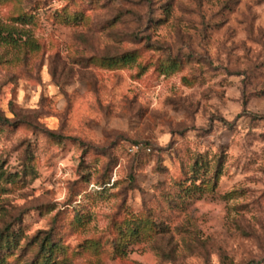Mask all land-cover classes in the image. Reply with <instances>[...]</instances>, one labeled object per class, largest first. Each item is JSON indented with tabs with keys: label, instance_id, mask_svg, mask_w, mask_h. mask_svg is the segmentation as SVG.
Listing matches in <instances>:
<instances>
[{
	"label": "clouds",
	"instance_id": "clouds-1",
	"mask_svg": "<svg viewBox=\"0 0 264 264\" xmlns=\"http://www.w3.org/2000/svg\"><path fill=\"white\" fill-rule=\"evenodd\" d=\"M0 8V264H264V0Z\"/></svg>",
	"mask_w": 264,
	"mask_h": 264
},
{
	"label": "rangeland",
	"instance_id": "rangeland-1",
	"mask_svg": "<svg viewBox=\"0 0 264 264\" xmlns=\"http://www.w3.org/2000/svg\"><path fill=\"white\" fill-rule=\"evenodd\" d=\"M6 12H7L6 9L0 8V15H3V13L6 14ZM4 42H6V40ZM0 63H6V61L0 60ZM50 91H53V89H50ZM21 95L24 99L29 98L27 91L22 92ZM31 98H32L34 103H39L43 99V94H42V92H39V93H36L35 95H33ZM8 106H9V110H10L11 101H8Z\"/></svg>",
	"mask_w": 264,
	"mask_h": 264
}]
</instances>
